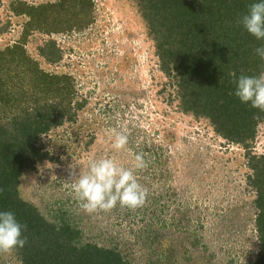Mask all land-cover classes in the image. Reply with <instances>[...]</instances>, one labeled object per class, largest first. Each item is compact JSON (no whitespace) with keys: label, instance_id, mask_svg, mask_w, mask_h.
I'll return each mask as SVG.
<instances>
[{"label":"rangeland","instance_id":"rangeland-1","mask_svg":"<svg viewBox=\"0 0 264 264\" xmlns=\"http://www.w3.org/2000/svg\"><path fill=\"white\" fill-rule=\"evenodd\" d=\"M59 1L0 0V50L18 44L30 20L12 14L11 3L37 7ZM90 2L87 25L50 35L33 29L24 42L40 69L71 76V105L81 99L86 104L71 122L43 137L53 159L27 173L19 193L48 217L67 212L83 242L116 248L133 263L252 264L258 250L255 193L244 151L224 144L206 121L180 112L174 82L159 69L135 1ZM49 40L61 51L55 64L38 53ZM119 132L129 142L117 152L111 144ZM251 151L264 156V124ZM137 153L149 161L146 169L135 170L147 190L145 204L135 211L119 205L108 214L83 211L68 166L84 174L93 160L111 158L131 169ZM0 264L20 263L12 253L0 254Z\"/></svg>","mask_w":264,"mask_h":264},{"label":"trees","instance_id":"trees-1","mask_svg":"<svg viewBox=\"0 0 264 264\" xmlns=\"http://www.w3.org/2000/svg\"><path fill=\"white\" fill-rule=\"evenodd\" d=\"M133 1L154 43L160 71L174 82L180 112L206 121L224 144L244 151L251 171L248 183L255 193L258 250L252 264H264V156L251 151L264 114L255 118L258 110L240 102L232 82L241 74L257 76L264 71V61L254 53L262 42L238 24L255 0ZM91 6L90 0L37 7L10 4L12 14L30 19L21 41L0 50V211L13 212L27 225L23 232L27 243L13 252L20 264H152L133 263L116 248L83 242L67 212L48 217L18 190L27 173L53 159L43 137L71 122L86 104L81 99L72 106L71 76L40 69L26 54L24 42L33 29L50 35L87 25ZM55 23L59 27L51 28ZM38 53L48 64L62 57L53 40L39 46Z\"/></svg>","mask_w":264,"mask_h":264},{"label":"clouds","instance_id":"clouds-1","mask_svg":"<svg viewBox=\"0 0 264 264\" xmlns=\"http://www.w3.org/2000/svg\"><path fill=\"white\" fill-rule=\"evenodd\" d=\"M247 9L238 24L262 42L255 47L254 53L264 61V0H255L248 4ZM261 67L264 68V64ZM232 75L235 76V73ZM232 82L235 85L234 95L240 102L258 110L255 118L264 114V71L257 76L241 74ZM128 142V136L119 132L114 134L111 146L119 152L126 148ZM148 166L149 161L143 153L135 154L131 169L118 166L111 158H102L90 162L84 174L78 172L75 165H69L68 180L74 181L71 184L74 195L81 209L88 214H108L117 205L121 209L135 211L145 204L147 197V190L138 182L135 170H144ZM2 192L3 189H0ZM26 230L27 225L19 223L13 212L0 211V254H12L22 249L27 243V237L23 236Z\"/></svg>","mask_w":264,"mask_h":264}]
</instances>
